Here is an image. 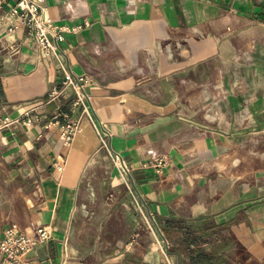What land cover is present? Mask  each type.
Returning <instances> with one entry per match:
<instances>
[{
  "label": "crops",
  "instance_id": "0c3cea01",
  "mask_svg": "<svg viewBox=\"0 0 264 264\" xmlns=\"http://www.w3.org/2000/svg\"><path fill=\"white\" fill-rule=\"evenodd\" d=\"M42 2L81 27L48 54L0 9V114L33 116L0 131V241L51 227L22 264H264V0ZM68 69L91 116L63 155Z\"/></svg>",
  "mask_w": 264,
  "mask_h": 264
},
{
  "label": "built area",
  "instance_id": "2783aa9c",
  "mask_svg": "<svg viewBox=\"0 0 264 264\" xmlns=\"http://www.w3.org/2000/svg\"><path fill=\"white\" fill-rule=\"evenodd\" d=\"M6 6H9V12L20 20L40 48L48 54L59 55L60 43L64 40V32L67 30L77 31L81 27V25L73 27L59 25L47 20L44 15L42 0H0V9ZM90 82L91 77L89 75H78L70 69L66 70L63 86L73 89L72 106L78 115L74 111L70 113L60 112L56 119L48 124V126H60V138L64 148L63 155L69 152L76 135L81 131L83 117L91 116L90 96L86 91V86ZM60 93L59 86H55L49 92V98L55 100ZM32 123L33 116L30 114L25 116L0 114V131L14 128L20 124L30 126ZM102 141L107 144L106 136H102ZM165 162V159H158L159 165L165 164ZM125 169L127 172L130 171L127 166ZM52 238V229L47 225L37 226L33 231L12 226L4 231L0 241V254L6 260L22 264L27 254Z\"/></svg>",
  "mask_w": 264,
  "mask_h": 264
},
{
  "label": "rangeland",
  "instance_id": "374dc122",
  "mask_svg": "<svg viewBox=\"0 0 264 264\" xmlns=\"http://www.w3.org/2000/svg\"><path fill=\"white\" fill-rule=\"evenodd\" d=\"M197 74L198 75H201L202 74V65L198 66V73Z\"/></svg>",
  "mask_w": 264,
  "mask_h": 264
}]
</instances>
